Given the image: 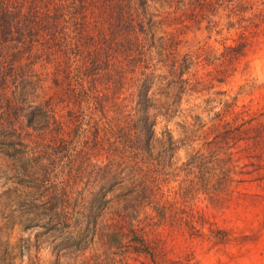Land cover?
I'll return each instance as SVG.
<instances>
[{"label": "trees", "instance_id": "16d2710c", "mask_svg": "<svg viewBox=\"0 0 264 264\" xmlns=\"http://www.w3.org/2000/svg\"><path fill=\"white\" fill-rule=\"evenodd\" d=\"M171 8L0 0V264H98V222L117 189L107 246L150 252L134 224L163 193L174 148L156 119L176 108L194 58L176 52Z\"/></svg>", "mask_w": 264, "mask_h": 264}, {"label": "rangeland", "instance_id": "374dc122", "mask_svg": "<svg viewBox=\"0 0 264 264\" xmlns=\"http://www.w3.org/2000/svg\"><path fill=\"white\" fill-rule=\"evenodd\" d=\"M165 2L177 54L194 58L176 108L156 119L174 148L163 193L134 224L150 252L107 246L125 203L118 189L92 252L98 264H264V0Z\"/></svg>", "mask_w": 264, "mask_h": 264}]
</instances>
